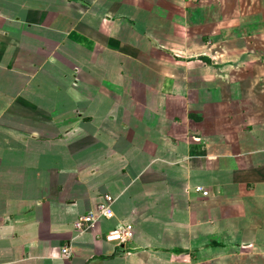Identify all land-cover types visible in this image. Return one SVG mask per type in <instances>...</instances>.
<instances>
[{"label":"crops","instance_id":"crops-1","mask_svg":"<svg viewBox=\"0 0 264 264\" xmlns=\"http://www.w3.org/2000/svg\"><path fill=\"white\" fill-rule=\"evenodd\" d=\"M0 264H264V0H0Z\"/></svg>","mask_w":264,"mask_h":264},{"label":"built area","instance_id":"built-area-1","mask_svg":"<svg viewBox=\"0 0 264 264\" xmlns=\"http://www.w3.org/2000/svg\"><path fill=\"white\" fill-rule=\"evenodd\" d=\"M192 2H199L200 0H190ZM201 191V189H197ZM114 199L110 195H104L102 201L97 205L96 216L89 213L87 215L79 217V219L74 223V227L78 231H86L90 229L100 218L112 219L114 217V212L112 210ZM133 239V228L131 225H123L115 228L105 235H103V240L106 243L112 244L119 248L122 244L130 243ZM68 250L63 249V253H67Z\"/></svg>","mask_w":264,"mask_h":264}]
</instances>
